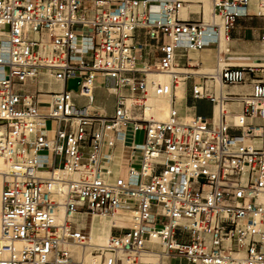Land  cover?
<instances>
[{
	"label": "built area",
	"instance_id": "obj_1",
	"mask_svg": "<svg viewBox=\"0 0 264 264\" xmlns=\"http://www.w3.org/2000/svg\"><path fill=\"white\" fill-rule=\"evenodd\" d=\"M251 1L213 0L214 14L228 32L250 15L230 8L247 10ZM88 3L94 8L86 9ZM156 3L160 16L153 18ZM184 4L0 0V158L7 163L0 264H164L170 257L264 264V80H253L249 94H219L218 86L245 84L256 67L227 64L203 73L194 97L212 100L218 115L185 122L176 90L189 73L177 71V49L213 46L207 26L217 33L221 26L207 25L202 10L190 12L198 19L183 18ZM256 9L264 18V0H256ZM145 47L160 53L157 63L140 64ZM153 71L170 79L150 77ZM44 76L61 87L34 93L17 87ZM72 79H79L77 89L68 88ZM98 82L116 96L111 113L94 103ZM152 92L172 96L164 120L152 115ZM229 113L242 114L241 123L230 122ZM129 127L145 131V142L129 146L127 176L108 179L106 155L128 139ZM123 213L128 225L113 224L106 243L91 242L88 216L92 222L95 214ZM76 214L86 215L85 222ZM145 252L158 261L142 263Z\"/></svg>",
	"mask_w": 264,
	"mask_h": 264
},
{
	"label": "crops",
	"instance_id": "obj_2",
	"mask_svg": "<svg viewBox=\"0 0 264 264\" xmlns=\"http://www.w3.org/2000/svg\"><path fill=\"white\" fill-rule=\"evenodd\" d=\"M190 3L192 2H189L187 4ZM189 8L187 12L184 13V16L187 17L189 15L188 18L190 19H198L200 15L190 13L193 10L191 7ZM246 11H250V15L238 17L237 27L233 31V36L230 39V43L227 45V50L222 52V55L224 56L225 60H228L227 62L233 63L232 65L255 64L256 68L254 72L247 73V82L245 84L240 85L241 87H243V89L251 88L253 80H264V18L257 15L252 6L249 7ZM138 36L141 40L147 39L145 32L141 30H139ZM203 50L199 51L203 52ZM184 53L185 51L182 50V48L177 50V62L179 63L178 65L180 67H184L185 70L201 71L205 67L203 61H212L209 60L208 57H206L205 60H200L196 64H193L191 61H186L187 59H189V57L187 56V54L184 56ZM159 55L160 53L154 52V49L145 47L143 48V50H141V57L139 62L140 64L143 62H148L150 64L157 63L159 60ZM211 55L212 54H210V56ZM188 73L189 74H185L183 76L185 79L182 82V91L184 99H179L181 100V114L183 113L186 118H193L196 115H201L208 118L209 120L215 119L218 115V106L209 98H195L193 94V87L195 85H201L205 82L204 75H202L203 73ZM35 85L37 86V90L43 91H54L58 90L61 87L60 83L55 82L48 76H44L43 80H39L37 83H35ZM53 86L54 88H51ZM100 99L101 101H99ZM94 103L100 108L104 109L106 112L111 113L114 111L115 108L116 96L112 94L111 91L105 85L98 82L97 87L95 89ZM230 106L232 107L233 111H241V108H237L234 104H230ZM235 121L238 122L239 120ZM248 121L251 122L252 120L248 119ZM254 122L256 124H261L262 120L255 119ZM232 131L234 133L240 132V130L236 128H234ZM138 132L139 131H136L133 134L130 129L128 139L125 140V142L127 143L125 156L122 157V153L120 151L119 154H117L115 160L112 162V168H114V170L118 171L120 166L119 174L121 176H127L128 174L127 168L130 164L131 158L129 146L133 142L137 144H143L136 142V136ZM121 146L122 144H120V141H118L117 146L114 149L110 150L108 153L113 154ZM135 164L137 167L139 166V162L135 161ZM90 219L91 217L88 216L86 220L87 226H90ZM177 259L180 260L179 264H191L187 259L181 257L166 258V264H175V260Z\"/></svg>",
	"mask_w": 264,
	"mask_h": 264
},
{
	"label": "bare ground",
	"instance_id": "obj_3",
	"mask_svg": "<svg viewBox=\"0 0 264 264\" xmlns=\"http://www.w3.org/2000/svg\"><path fill=\"white\" fill-rule=\"evenodd\" d=\"M183 1H188V2H186V4L189 3V2H192L190 4H187V5L184 4L182 6L181 16L183 18H188L189 17V15L187 17L184 16V13L187 12L189 7H192L194 12H200L202 10L201 12L204 15L205 23L207 25H209L212 20L217 22V18H222L221 16H219V15L216 16L214 14V2H213V0H211L210 2L208 0H183ZM254 1L256 2V0H252L251 1V5L252 6H253ZM159 10H160V5L157 4V3L154 4L153 12H152V17L153 18H156V17L160 16V12H158ZM189 10H190V8H189ZM230 10H234V11H237L239 13H245L246 12V9L242 8V7H240V8H230ZM209 16H211V19L207 20V18ZM220 26H221V29H220V31L218 33L215 32L210 26H207L205 38L210 39V40H212L213 42L216 43V44L213 45L215 47L210 48V50L211 51H215V54H216L215 56H216L218 61L223 60V62H224L226 60H225L224 56L222 55V52L225 51V41H227L229 37L226 36V34H225V25H224V23H223V25L220 24ZM183 42L185 43L186 41L183 40ZM208 47H206V48H208ZM180 48H182V50H184V51H186L185 49H187L184 46L180 47ZM180 48H178V49H180ZM190 49H195V48H190ZM195 50H197V49H195ZM185 55H186V52L184 53V56ZM187 56H188V54H187ZM208 59L209 60H213L214 58L212 56V57H210ZM176 63H177V54H176ZM221 66L222 65H221V62H220L218 68L219 69L222 68ZM218 68H217V70H218ZM182 70L183 69L181 67H178V69H177V71H180V72H187V71H182ZM191 72L198 73V71H191ZM149 76L150 77H156V78H158L160 80H164V81L165 80L166 81L169 80V78L167 77L169 75H166V74L161 73V72L153 71V72H150ZM181 81L183 82V79ZM182 87H183V84L180 87H177V95H178L177 98H178V101H180V103H181V100H179V99H181V98L184 99ZM51 88H54V86L51 87ZM236 88H240V89L239 90H234ZM248 91H249V89H246V88L243 89V87H241L240 85H235L230 90L220 89L219 90V94L220 93H223V94H227V93L249 94ZM132 102H133V99L132 98H128V100H127L128 105H130ZM171 103H172L171 94L158 95L157 93L152 92L150 94V96H149V99H148V104L150 106H153V108H154V110L151 111L152 115H155V117H156L155 119H158V120H164V119L167 118L166 114L169 113V110H170V107H171ZM179 107H181L180 104H179ZM218 112H219V110H218ZM240 115H242V114H240V113H229V117L232 118V122L235 123V124H240L241 123V120L239 118ZM167 116H168V114H167ZM182 116H183V113H182ZM235 120H239V121L237 122ZM186 122H189V120L186 121ZM49 124H52V123L50 122ZM129 130H130V127H129ZM120 144H122V146L125 148V151H126L127 143L121 139L120 140ZM110 155H106V156L109 157ZM160 160H162V159L160 158ZM6 169H7V163L2 158H0V183H1V180H2L1 173L4 170H6ZM107 172H108V177L107 178L111 179V180L115 176L118 175V174H113L112 171H110L108 169H107ZM63 216L64 215H63V211H62L60 213V215H59V220H62ZM75 216H76L75 219L77 221H81L83 223L85 222V216L86 215H84V214H76ZM129 221H130V215L127 214V213H123L122 216H114V217H111V216H108V215H104V214H95L93 216V219H92V222H91V242L93 244L106 243L108 241V239H109L110 234H111L113 224L124 226V225H128ZM157 257L159 259V256L157 254L145 252V253H143L140 256V260H141L142 263L156 262V261H158ZM165 260L166 259H164V264H165Z\"/></svg>",
	"mask_w": 264,
	"mask_h": 264
},
{
	"label": "rangeland",
	"instance_id": "obj_4",
	"mask_svg": "<svg viewBox=\"0 0 264 264\" xmlns=\"http://www.w3.org/2000/svg\"><path fill=\"white\" fill-rule=\"evenodd\" d=\"M209 2L211 1V0H208ZM85 6V8L86 9H89V8H94V5L93 4H91V3H88V4H85L84 5ZM253 7H254V10L255 11H257V9H256V2L254 1V3H253ZM192 8V7H191ZM192 10H193V8H192ZM211 19V16H209L208 18H207V20H210ZM217 22L219 23V24H222L223 25V23H225V21H224V19L223 18H217ZM237 22H238V18H237V20H236V22L234 23V25H233V27H230V30L227 32L226 30H225V34H226V36H229V38H228V40L227 41H225V51L227 50V45L230 43V39L232 38V36H233V31H234V29L237 27ZM212 47H215V46H209L208 48H205L204 50H203V52L202 51H199V50H195V49H185L186 51V54H188V57H189V59H187L186 61H191L193 64H196L197 62H199L200 60H205V58L206 57H208V58H210V57H212L213 56V60L212 61H203L204 62V64H205V67L201 70V71H198V72H202V73H210V72H215L216 70H217V68H218V66H219V64H220V62H221V67H223V66H225V65H227V64H233V63H230V62H226V61H228V60H226V61H224L223 62V60H220V61H218L217 60V58H216V54H215V51H211L210 50V48H212ZM201 53H202V55H201ZM210 54H212L211 56H210ZM210 56V57H209ZM218 61V62H217ZM177 64H178V62H177ZM242 65H244V66H247V65H249V66H255V64H242ZM183 70L182 71H187V72H191V71H195V70H185V68L184 67H181ZM167 75V74H166ZM169 79H170V76H167ZM54 80V79H53ZM180 81H179V85H178V87H180L181 85H182V79H179ZM235 85H241V84H228L227 86H222V88L224 89V90H230V89H232ZM18 88H19V90H21L23 93L24 92H28V93H34L36 90H37V86L36 85H32V84H24V85H18L17 86ZM240 88H236V89H234V90H239ZM251 91H252V88H249V93H251ZM217 92H219V86L217 87ZM178 96V95H177ZM99 101H101V99L99 100ZM103 102H104V100H103ZM168 114V113H167ZM167 114H166V117H167ZM154 117H155V115H153ZM165 117V118H166ZM183 117H184V120H185V122L186 121H188L189 120V118H186V116L185 115H183ZM156 118V117H155ZM229 120H230V122H232V118L231 117H229ZM233 123V122H232ZM145 137H146V133H145V131H139L138 133H137V136H136V142H138V143H144L145 142ZM87 152V154H89L90 153V151L89 150H86ZM121 151V153H122V157L123 156H125V149H124V147L123 146H121L120 148H118L113 154H111L109 157H107L106 156V161H105V165H106V168L108 169V170H110V171H112V173L113 174H119V171H120V166H119V169H118V171H116V170H114V168H112V162L115 160V158H116V156H117V154H119V152ZM138 152H140V151H138ZM138 154H140V153H138ZM122 157H121V159H122ZM108 158V159H107ZM140 157H137L136 158V161L137 160H140L139 159ZM121 159H120V163H121ZM113 164H117V163H113ZM116 172H118V173H116ZM90 223H91V219H90V222H89V225H90ZM157 259H158V257H157ZM180 263V260H175V264H179ZM165 264H166V260H165Z\"/></svg>",
	"mask_w": 264,
	"mask_h": 264
},
{
	"label": "water",
	"instance_id": "obj_5",
	"mask_svg": "<svg viewBox=\"0 0 264 264\" xmlns=\"http://www.w3.org/2000/svg\"><path fill=\"white\" fill-rule=\"evenodd\" d=\"M78 81L79 79H72L69 81V85H68V88L69 89H77L78 87Z\"/></svg>",
	"mask_w": 264,
	"mask_h": 264
}]
</instances>
